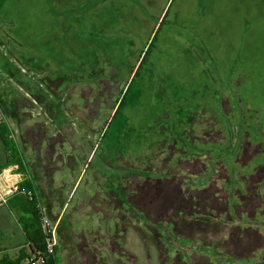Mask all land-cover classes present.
<instances>
[{
  "label": "rangeland",
  "instance_id": "rangeland-1",
  "mask_svg": "<svg viewBox=\"0 0 264 264\" xmlns=\"http://www.w3.org/2000/svg\"><path fill=\"white\" fill-rule=\"evenodd\" d=\"M81 1L85 0H0V117L13 132L14 141L19 143L23 159L37 181L40 175L35 164V150L41 128L50 126L52 114L55 113L49 112V107L68 103L71 96L68 88L72 85L68 84L67 77L82 71L77 65L80 64L78 60L70 61L74 48L76 51L80 48H71L73 36L68 39V33H75L85 44L89 33L87 23L106 22L108 25L115 23L121 30L117 43L126 41L125 38L129 36L127 33H131L134 40L137 39L134 44L128 41L123 43L129 48L132 45V51L135 50L133 45L140 49L132 55H141L143 49L153 45L148 58L154 59L163 68L167 69L170 65L166 61L167 56L173 64L179 63L176 57L186 60L178 67L180 73L182 71V81L188 88L197 78L199 94L197 98L193 97V102L199 103V107L208 108L199 110V135L202 130H210L213 122L229 135L232 134V126H240V119L241 125L247 128L250 143L245 153L246 166H242L241 162L235 163L239 156L233 160L227 158V149L223 151L222 147L215 145L223 141L224 135H219L222 134L219 131L203 137L205 143L200 140L199 152L203 157L199 161V169L203 167V162L212 166L209 158L229 164L232 161L235 170H242L247 176L257 170L255 180H247L249 188L253 183H260L264 177V0H86L79 3ZM78 11H91L90 16L87 15L89 21L77 20ZM58 28L65 39L57 37ZM149 65V61L145 63L141 76L147 68L151 69ZM152 70L156 76L160 75L159 66L152 67ZM140 82V79H136L133 93L139 88ZM132 95L128 102L136 97ZM138 100L136 97L135 101ZM227 114L233 118L231 122L227 120ZM120 117L121 114L114 120L113 127L120 124ZM205 119L212 123L201 122ZM237 135H240V131ZM94 144L99 145L100 139H93L91 145L85 143L86 155L91 153ZM105 146L106 143L102 148ZM1 147L0 139V164L4 163ZM233 149L234 146L231 153L236 155L240 145L235 152ZM101 151L97 153L91 168H85L76 188L77 172L76 176L69 177L67 170H61L55 176L56 188L52 190L56 194L62 195V188L58 185H66L63 202L55 206V210L62 213V218H58L61 219L60 226L56 229L59 264H101L97 261L101 255L95 250L103 240L98 234L99 227H95L97 234L93 232L86 233V238L76 237L81 228L94 229L96 220L113 219L107 217L108 207L93 205L91 201L88 202L90 197L80 204L92 187L94 168L101 160ZM238 153L242 158L244 152ZM259 167L261 171H258ZM238 176L231 175L232 186L243 189L244 184ZM44 185L49 186L47 183ZM245 197L247 200L250 198L248 193ZM41 202L50 222L57 223L58 220L55 221L51 215V202L45 197H42ZM6 209L9 211L5 204H0V213ZM262 209L258 208L256 215L251 214V218L260 226L258 231L264 243ZM116 214L114 212L112 216ZM245 214L241 211L242 221L247 220ZM12 217L16 220L15 213L9 217L3 215L0 222V264L2 258L16 253L6 234L13 231L9 224ZM95 235L99 236L98 242ZM127 237L124 242L130 253L126 255L129 264H160L150 239L142 238L139 233H131ZM216 240L221 238L217 237ZM18 241H22V236H18ZM257 252L256 258L248 262L236 260L234 264H256L260 257H264V250ZM108 256L112 262H117L114 256Z\"/></svg>",
  "mask_w": 264,
  "mask_h": 264
},
{
  "label": "flooded vegetation",
  "instance_id": "flooded-vegetation-1",
  "mask_svg": "<svg viewBox=\"0 0 264 264\" xmlns=\"http://www.w3.org/2000/svg\"><path fill=\"white\" fill-rule=\"evenodd\" d=\"M117 42L103 46V55L78 63L82 71L67 77L72 85L68 88V103L49 107L48 111L55 113L50 126L41 128L35 150L39 184L55 188L58 172L67 170L69 177L75 176L85 162L90 169L102 150L87 197L93 205L108 207L107 217L113 219L96 220L94 229L81 228L76 233L77 238H86V233L97 234L95 227H99L103 240L95 250L101 255L97 259L101 264H129L126 255L130 253L124 240L131 233L151 240L160 264H234L236 260L248 262L256 258L257 251L264 250V243L260 226L251 214L255 216L256 210L264 206V177L250 189L247 180L254 181L257 170L247 176L235 170L232 161L229 164L214 158H209L212 166L202 161L199 169L203 157L200 140L205 143L203 137L219 131L223 141L215 145L223 151L227 149V158L239 156L235 163L246 166L245 153L250 143L247 128L240 119V126H232L229 135L205 119L201 122L209 121L211 129L199 135V110L208 108L193 102L199 94L197 78L188 88L182 81L178 67L186 60L176 57L179 63L173 64L167 56L170 65L166 69L148 58L153 45L136 56L132 53L140 51L137 46L133 45L132 51V45L129 48L123 44L127 41ZM148 61L151 69L141 76ZM156 66L160 67L159 76L152 70ZM136 79L141 82L133 93ZM131 94L138 102L136 97L128 102ZM120 114V124L113 127ZM226 118L230 122L233 119L228 114ZM97 138L100 144H94L86 155L85 143L91 145ZM233 146L232 151L244 152L242 158L238 152L232 155ZM27 168L31 171L28 164ZM234 174H239L243 189L232 186ZM58 186L62 195L57 193L52 201L56 207L64 200L66 185ZM258 199L263 203L255 204ZM241 211L247 213L246 221H242ZM114 212L117 214L112 216ZM57 222L59 228L61 219ZM94 238L98 242L99 236ZM256 264H264V257Z\"/></svg>",
  "mask_w": 264,
  "mask_h": 264
},
{
  "label": "crops",
  "instance_id": "crops-1",
  "mask_svg": "<svg viewBox=\"0 0 264 264\" xmlns=\"http://www.w3.org/2000/svg\"><path fill=\"white\" fill-rule=\"evenodd\" d=\"M85 1H83V2H85ZM83 2L81 1L79 3H83ZM74 4H77V3H74ZM90 13H91V11H89L88 13H81V11H78L75 18L78 17L77 20L87 21L88 16H90ZM99 13L101 15L105 16L103 13H101V12H99ZM113 14L114 13H112L111 16H113ZM106 18L107 17L105 16V19ZM72 21L74 22V20H72ZM87 24H88L87 29H88L89 33L86 37V43L85 44L81 43L79 37L75 33H72V32L70 34L68 33V37H69L68 39H70V37L73 36V38L71 37L72 38V47L71 48L73 49L76 46L80 48L79 51H76L74 48V55H73L72 59L70 58V61L75 62L78 60L80 63H84L85 61H87L92 56H101V55H103V50H102L103 46L111 44L112 42H114L115 40H118L121 37V36L119 37V35H118V33H121V32H119L121 30L119 28H117V26H115V23H112L109 25L106 22L94 23V24L87 23ZM151 26L153 27V25H151ZM127 30L130 31L129 28ZM56 34H58V36H57L58 38H61V39L66 38L63 36V33H60L59 28H58V32H56ZM127 34L129 36L127 38H125V40L128 41V43L134 44L135 41L137 42V39L134 40V38L131 37V35H132L131 33H127ZM81 52H83L84 55ZM18 145H19V143H18ZM1 149L4 151V160H3L4 163H1L0 166L6 167V166H15L18 164L19 165L22 164L23 165L22 167H24L23 172H25L27 174V182H25V183L32 181L33 182V188H34L33 190L37 194L38 199L42 200V197H45L51 202V205H52V201H54L55 200L54 198H56V193L51 188L46 187L44 185L45 183H43V182L40 183V184H42V186H41L39 184V182L37 181V178L33 174V172L28 170L27 164H26L25 160L23 159V153L21 151L20 145H19L20 158H17L18 159L17 161H16V159H14L11 156V154L7 153V150L4 146L3 141H2ZM10 163H11V165H10ZM85 168H86V162L83 163V165L78 168L77 173H76L77 176L75 175L76 176L75 178H77L76 184L74 185L75 188H76L77 184L79 183V181L81 180ZM24 187H27V186L24 185ZM29 189H32V188H29ZM19 196H21V195H17L14 197H19ZM14 197H12L10 200H13ZM86 199H87V195H85L83 200L80 201V204H81V202L84 203L86 201ZM10 200H9V202H10ZM9 202L7 204H5L6 208H8L9 211H7V209H6V210H4V212L0 213V215H1L0 216V219H1L0 222H2V220H3V218H2L3 215H6L7 217H9L13 213L16 214V220H14L12 217V219L9 222L10 226H12V228H13V231L6 233L8 236V239L11 241V244L13 245V248H15V250H16V253L10 254L8 259L10 261H15L19 257H21L22 255L28 254L29 242L27 239V235H26L25 231L23 230V228L19 222V218L21 217V213L17 209L11 207L9 205ZM80 204H79V206H80ZM51 215L55 219V221L58 220L59 217L62 218V213L59 210H55V206H52ZM18 236H22V241L17 242ZM58 249H59V247H58ZM58 254H59V252H58Z\"/></svg>",
  "mask_w": 264,
  "mask_h": 264
},
{
  "label": "trees",
  "instance_id": "trees-1",
  "mask_svg": "<svg viewBox=\"0 0 264 264\" xmlns=\"http://www.w3.org/2000/svg\"><path fill=\"white\" fill-rule=\"evenodd\" d=\"M0 139L3 141L7 153L18 160L20 158L19 145L14 141V134L5 126L3 120L0 117ZM11 165V163H10ZM21 166H23L21 164ZM24 167H22L23 169ZM25 170V169H24ZM28 188H33V182L25 183ZM23 185V186H24ZM9 205L17 209L21 213L19 222L27 235L29 242V249L27 255H22L15 261H10L8 258L1 260L2 264H25V262L31 258L32 255L41 253L45 255V261L43 264H59L58 260V247L53 255H46L47 238L42 228L40 221V212L38 210V199L30 198L25 195L14 197L10 200Z\"/></svg>",
  "mask_w": 264,
  "mask_h": 264
},
{
  "label": "built area",
  "instance_id": "built-area-1",
  "mask_svg": "<svg viewBox=\"0 0 264 264\" xmlns=\"http://www.w3.org/2000/svg\"><path fill=\"white\" fill-rule=\"evenodd\" d=\"M25 182H27V174L23 172L21 165L0 166V204H7L12 197L17 195L38 199L33 189L23 186ZM38 210L40 212L41 225L47 238L46 255H53L58 247L56 229L59 222L55 224L50 222L40 199H38ZM44 261L45 255L37 253L32 255L25 264H43Z\"/></svg>",
  "mask_w": 264,
  "mask_h": 264
}]
</instances>
